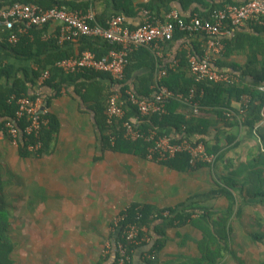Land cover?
I'll return each instance as SVG.
<instances>
[{
    "label": "crops",
    "instance_id": "0c3cea01",
    "mask_svg": "<svg viewBox=\"0 0 264 264\" xmlns=\"http://www.w3.org/2000/svg\"><path fill=\"white\" fill-rule=\"evenodd\" d=\"M149 2L155 5L153 13L160 12L162 17L171 7L183 16L198 7L195 4L184 12L178 1L167 5L160 0H134L130 12L124 14L129 27L142 23ZM114 8L112 1L108 7L105 1H98L101 12L114 13ZM59 26L57 22L48 25L46 33L53 36ZM223 38H236L237 42L226 61L256 69L263 66V28L251 24L232 28ZM204 43L203 35H175L166 45L162 65L178 62L177 68L183 53L193 51L192 44L202 51ZM62 47L76 56L85 43L74 40ZM148 50H141L134 58L131 83L139 85L137 79L155 66V58L152 63ZM25 58L24 54L0 47V68L8 66L20 75L23 67L37 68ZM62 73L53 68L40 91V110L59 120L50 150L22 154L19 145L0 131V161L10 212L11 264H116L121 238L120 228L113 223L117 213L134 204L182 209L192 201L191 209L197 204L223 210L229 205L223 194L227 176L240 164L264 157V134L260 132L264 117L253 122L251 116L247 118L249 107L236 99L232 108L239 112L235 114L237 123L226 127L224 121L214 117L208 129L210 143L222 147V156L213 166L181 172L132 152L117 151L102 140L100 122L105 120L106 112L95 99L100 89L106 94L109 88H119V84L106 73ZM263 87L264 84L258 88L264 90ZM135 115L132 111L131 118ZM245 193L236 194L243 199ZM245 201L233 207L239 216L232 221L234 239L229 241L224 259L219 258L216 264H264V201ZM165 231L166 244L156 257L150 254L154 245L150 239L134 249L129 264H148L149 259L156 258L157 264H206L197 259L203 258L198 244L202 231L191 220L167 226ZM153 235L159 237L157 233Z\"/></svg>",
    "mask_w": 264,
    "mask_h": 264
},
{
    "label": "trees",
    "instance_id": "16d2710c",
    "mask_svg": "<svg viewBox=\"0 0 264 264\" xmlns=\"http://www.w3.org/2000/svg\"><path fill=\"white\" fill-rule=\"evenodd\" d=\"M34 1L35 0H0V9L9 8L19 2L31 3ZM98 1L100 0H40L39 3L46 8L54 5H64L72 9H78L81 12H85L89 8H94L98 22L105 27L109 26L113 16L130 12L129 10L134 3V0H103L106 2V7L109 6L110 1H112V4L114 2V10L116 11L110 13V10L101 12L98 9ZM160 1L167 5L178 1L179 8L183 9L184 12L190 10L195 4L198 5V7L195 6L194 9L190 11L189 15H182L184 18L190 19L195 15L202 18H210L211 12L216 8H222L228 4L240 5L248 0ZM154 7L155 5L153 2H149L146 5V8L150 9L152 12L155 9ZM173 9V7L167 9L166 13ZM155 15L162 17L160 12ZM250 24L256 25L254 23ZM18 25L19 23L17 22V26ZM47 26L31 28L29 32L20 34V40L13 44L9 42L11 30L0 24V47L11 52L24 54L26 57L25 59L29 61L31 65L35 64L37 66V68H32L31 66L29 68L23 67L21 69V75L19 72H13L8 66L0 68V131H3L8 136L9 133L6 124L8 121L16 119V110L18 107L17 100L23 95L35 96L38 79L42 72L48 67L53 66L56 61L74 55L73 51L62 47V44L74 40L61 43L56 36L44 37L47 34ZM256 26L264 29L263 26ZM235 28L237 27H234V29ZM175 35L183 37L189 36L187 32L182 31H177ZM203 37L205 39V36ZM78 40L85 43V48L81 52L84 50H92L99 56L105 54L111 47L109 41L102 38L83 36ZM223 42L225 44L224 56L215 62V67L220 71L233 75L235 77L233 81H196L195 76L190 72L188 66V52L183 53L181 65L175 69H169L167 76L164 78V83L176 92L186 93L188 89L194 85L205 89V94L202 96L198 95L197 98H195L200 105L199 114L196 115L193 113L192 105L184 104L176 99H171L167 103V114H154L144 118V121L139 123V127L146 131L153 128L158 130L160 134H169L176 137L179 135L178 138L183 135H188L193 140L203 141L209 153L216 156L214 161L192 163L189 153L183 152L173 158L162 160L158 163L181 172L197 170L203 166H213L216 160L222 156V147L217 145L218 143H210L207 137L209 133L208 129L214 124V117L220 119L222 122L224 121L226 127H231V125L237 123V115L235 114L239 112L233 110L232 101L236 99L241 102L245 94L251 96L248 108L250 113L248 112L249 115H247V118L251 116V119H254L253 122H256L264 117V90L258 88L260 85L264 84V64L260 69H256L253 65L243 67L234 63H229L225 60V57L233 53L237 43L236 38H223ZM191 46H193L192 53L200 57L204 55V49L200 51L197 45L192 44ZM99 48H102L103 51L100 52ZM144 49L145 48H141L132 55L127 67L126 78L123 82L119 83L122 85V94H125L126 89H131L136 92L138 97L151 99L155 91L153 88V84L155 83V66L152 67L149 74L145 73L137 79L139 85L130 82L132 79L131 72L134 68L132 65L134 58ZM150 51L149 53L152 54L153 63V53ZM261 53L263 54L264 52ZM60 72L62 73L61 70ZM249 77L251 80L248 79ZM112 80L113 83H115L113 78ZM87 88L89 93L90 87L87 86ZM99 91V97H96L95 101L99 108L106 112L113 91H111L110 88L106 94H102V89ZM88 93L86 94L87 98ZM13 96H15V98H13ZM91 97L93 98V96ZM131 108L135 110V106H129L126 117L115 122L113 128H111L115 135L114 144H112L111 135L108 133L110 127L107 114L105 120L100 122L101 137L103 142L117 151L132 152L140 158L147 159L149 143L145 142L143 139L131 140L125 136L124 121L131 119V112L133 111ZM227 112L233 114V118L227 116ZM44 116L49 119V123L44 126L41 131L43 148L39 153L50 150L59 130V120L54 115L46 113ZM17 123L22 133H24V127L27 121L23 119ZM183 126H187V129L183 130ZM260 130L261 135L264 134V129L261 128ZM22 135L23 137L25 136L24 134ZM19 148L22 154L30 153L25 140L20 141ZM226 184L227 186L223 188V194L227 196L229 205L223 210H215L212 209L213 207L205 208L197 204L194 206V209H191L189 207H191L190 205L193 204V201L191 204L183 206L182 209H156L154 206L148 204H134L128 207V218L139 222L145 229L142 234L148 235L150 239L154 241V245L150 251V254L154 256L166 244L167 234L165 229L167 226H175L177 223L183 224L191 220L192 223L202 231V239L198 244L203 258L197 259L206 264H216L219 258L223 257L224 259L226 252L230 249L229 241L234 239L235 230L232 221L235 218H239V216H236L237 211L233 209L235 203L239 201L246 202V199L251 202L256 201V199L264 201V157L257 158L255 162L240 164L227 176ZM5 188L6 183L3 175L2 163L0 161V264H11L9 256L12 249L9 239L10 212ZM238 191H241V193L246 192L243 195L244 197L242 196L243 199H241V197L239 198L236 194ZM167 210L170 212L169 214H165ZM153 233H157L159 237H154ZM157 259L158 258L154 260L149 259L148 264H157ZM116 264H118V253Z\"/></svg>",
    "mask_w": 264,
    "mask_h": 264
},
{
    "label": "built area",
    "instance_id": "2783aa9c",
    "mask_svg": "<svg viewBox=\"0 0 264 264\" xmlns=\"http://www.w3.org/2000/svg\"><path fill=\"white\" fill-rule=\"evenodd\" d=\"M39 1L19 2L9 8L0 9V24L11 30L9 42L17 43L20 34L29 32L33 27H45L57 22L60 26L53 36L59 38L61 43L90 36L108 40L111 47L102 56L95 51L84 50L76 56L56 61L53 66L42 72L35 96H21L17 100L16 119L6 124L9 136L16 145H19L21 140H25L30 152L39 153L43 148L41 131L49 123V119L44 116L48 112L40 110L42 103L40 91L42 85L50 79L53 68L65 74L94 71L109 74L119 84V88L112 92L106 111L110 127L108 133L111 135L112 144L115 143V135L111 128L115 122L126 117L127 109L132 105L135 106V110L131 109L136 115L134 119L124 121L125 136L131 140L143 139L149 143L147 159L160 162L187 152L192 163L214 161L216 156L209 153L203 141L193 140L188 135L178 138L179 135L176 137L160 134L153 128L146 131L139 127V123L154 114H167V103L171 99L192 105L193 113L196 115L200 112L199 102L195 98L205 94L204 88L194 85L186 93L176 92L164 83L168 70L175 69L178 63L162 65L166 45L174 39L177 31L205 36L204 55L200 57L190 50L187 54L188 66L196 81H233L235 77L215 67V62L224 56L223 37L232 28L243 27L250 23L264 27V0H248L240 5L228 4L214 9L210 18L195 15L186 19L177 9L166 13L164 17H159L150 9H145L143 21L137 28H131L126 24L124 14L113 16L109 26L105 27L98 22L94 8H89L85 12L64 5L46 8ZM49 36L46 34L44 37ZM141 48L150 49L155 58L153 84L155 91L151 99L138 97L131 89H126L125 94H122V85L119 83L126 78L132 55ZM250 101V95H243L241 101L243 107L248 108ZM227 114V116L233 115L230 112ZM23 119L27 121L24 133L17 123ZM184 129H187V126H183ZM22 134L25 136L23 137ZM127 213L128 207L113 218L114 225L121 231V238L117 243L118 264L130 263L134 249L150 240L148 235L142 234L145 231L144 227L139 222L130 220ZM169 213L168 210L165 211V214Z\"/></svg>",
    "mask_w": 264,
    "mask_h": 264
}]
</instances>
